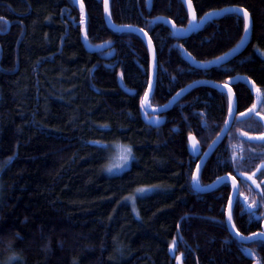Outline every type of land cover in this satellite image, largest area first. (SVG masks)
<instances>
[{
    "label": "trees",
    "instance_id": "1",
    "mask_svg": "<svg viewBox=\"0 0 264 264\" xmlns=\"http://www.w3.org/2000/svg\"><path fill=\"white\" fill-rule=\"evenodd\" d=\"M191 1L198 20L230 7L247 11L252 42L241 56L198 70L184 55L207 63L234 50L245 34L234 13L185 40L159 22L189 25L180 0H110V15L152 41V108L194 82L247 77L255 85L260 109L248 119L240 116L253 108L254 91L233 85L236 120L200 174L203 187L229 174L251 181L264 170V0ZM150 69L148 46L107 25L103 0H0V264H176L179 256L182 264H252L227 228L230 185L205 194L191 185L200 156L188 153V138L204 153L226 123L229 97L195 87L163 115V126L149 127L140 106ZM118 146L134 158L110 175ZM255 221L239 218V232L260 229ZM248 247L264 264V242Z\"/></svg>",
    "mask_w": 264,
    "mask_h": 264
},
{
    "label": "water",
    "instance_id": "2",
    "mask_svg": "<svg viewBox=\"0 0 264 264\" xmlns=\"http://www.w3.org/2000/svg\"><path fill=\"white\" fill-rule=\"evenodd\" d=\"M183 2L186 10L188 11V18H189V25L186 28H180L177 27L174 23H172L170 20H166V19H160L159 22L163 23L165 26H168L171 34H173V37L176 39H181V40H185L190 38V36H192L194 33L196 32H200L208 23H211V21L213 20H219L222 19L223 16L227 15V14H233L231 12H221V11H213L211 13H209V15L207 17H202L200 20H198L197 15H196V11H194V6L191 0H180ZM148 2H150V0H148ZM103 4H104V15L106 18V23L107 25L114 31L119 32V33H124V32H130L133 34H137L139 35L146 46H148V51H149V57H150V75H149V85L147 88V92L145 94V96L143 97L142 101L143 103L140 106V112L142 113V119L144 121V123H146L149 127H153V128H160L161 126H163L166 122H165V117L163 116L164 114H166L167 112H169V110H171L172 106L177 103L179 100H181V97H183L184 95L188 94L189 92H191L195 87H210L213 90H217L221 93H226L227 96L229 97V108L231 107L232 111L228 113L227 117H226V123L222 128L221 133L216 137V139L213 141V143L206 149V151L204 153H202V148L200 143L197 141V139L193 136L188 138V143H189V147H188V153L195 159L198 156H201L199 162L197 163V167L196 170L193 174V180H192V187L194 189V191L197 193H208L210 191H213L215 189L218 188V186H220L223 183H227L230 185H232V191H231V200L233 201V204L231 206V208L229 207V203H228V208H227V212H226V224H227V228L229 229L230 233L232 234V236L237 239L240 243H253L256 240H263L264 241V237H260V236H256V237H251V238H245V237H241L240 235L236 234V229L232 228L231 224L228 223L227 221V217L229 214V211H231V215H232V210H233V205L236 199V193L234 192V188L238 187L236 180L232 179L233 177L231 176H227L224 177L225 179L221 180L218 179L215 183L208 185L207 187H203L200 185V174L202 169L204 168V166L206 165V161L214 154V152L217 150V148L224 142V140L227 138L229 132L231 131L230 129L232 128L234 122H235V118L237 117V108H236V97L234 96V92H233V85H236V83L238 82H242L245 85H249L250 89L254 91L255 85H253V83L246 77H235V79L229 80L227 81V83H225L224 85L222 84H217V83H212V82H208V81H203V82H194L192 83V85L187 86L185 89L181 90V92H179L177 95H175L171 101L160 107V108H152L150 106V98L152 97L153 93H154V88L156 85V81H157V57H155V49L154 46L152 44V41L149 37V35L145 34L142 30L138 29V28H133L130 26H124V27H119L117 25H114L111 19V15H110V0H103ZM242 10V9H241ZM244 10V9H243ZM241 11L239 13H234L237 14L238 16L242 17L243 20H245V17L247 19V22L249 24V31L248 33H245L243 36V40L240 41V43L234 48V50L230 51L228 54L224 55V57L215 59L211 62H198L196 61L192 56L188 55L186 52H184V55L186 56V59L188 61V63L190 64V66H193L194 68L198 69V70H210L213 69V67H221L224 66V64L231 62L233 60H235V58L241 56L243 54V52H245V50L247 49V47L250 45L251 38H252V34H253V30H252V26H253V22L249 16V14ZM195 17V19L193 18ZM87 49H89L90 51H96L95 48H91V46L88 44V42L85 43ZM254 96H255V104L253 106V108L248 111V113L243 114L240 116L241 119H248V117L250 116H254L257 115V113L259 112L260 109V104H261V99L262 96H260V92L259 91H254ZM264 125V117L260 116L259 117ZM262 140H264V137L262 138ZM246 256L254 261L253 255L251 253L250 250H247L246 252ZM181 256H179L177 258L176 264H182L181 262ZM255 264H259V263H255Z\"/></svg>",
    "mask_w": 264,
    "mask_h": 264
},
{
    "label": "flooded vegetation",
    "instance_id": "3",
    "mask_svg": "<svg viewBox=\"0 0 264 264\" xmlns=\"http://www.w3.org/2000/svg\"><path fill=\"white\" fill-rule=\"evenodd\" d=\"M200 158H201V156H200ZM240 172L245 173L244 171H240ZM263 173H264V170H262L261 173L251 181L246 176H242V178L239 180V179H237L236 176L231 175V174L229 175L231 177H235L236 183H237L238 187L240 188V191L243 193V196H239L236 194L237 197L235 199V202L233 205V210H232V220L235 223V229L238 231H239V228H238V219L239 218H244L247 226L252 225L254 220H256L255 222H257V220L262 222V224L259 227L260 229H258L257 231H255L253 233H259V232L264 231V206H261L259 203L261 201V190L264 189V174ZM261 174H262V176H261ZM225 177H227V176H225ZM253 181H255V183H253ZM256 184H259L260 187L257 188ZM228 185H230V183ZM230 189L232 191V185H230ZM230 195H231V192H230ZM244 197L248 198V205H251L252 201H256L257 206H252L250 208L248 205H245L242 207L241 202L243 201ZM250 211L253 213V215L251 216V222H249V212ZM241 237L248 238V237H250V235H244L243 234ZM256 241L264 242L263 240H256ZM254 242L249 243V244H246V243L242 244L241 243L240 246L244 247V253L245 254H246L247 250L251 251L253 258H254V261L249 259L247 256H245L248 261H250L252 264H255V263L262 264V262H260V260H258L256 255L253 253V250H251V248L248 247V246L254 244Z\"/></svg>",
    "mask_w": 264,
    "mask_h": 264
},
{
    "label": "snow or ice",
    "instance_id": "4",
    "mask_svg": "<svg viewBox=\"0 0 264 264\" xmlns=\"http://www.w3.org/2000/svg\"><path fill=\"white\" fill-rule=\"evenodd\" d=\"M219 11H221V12L239 13V12H241L242 10L239 9V8H237V7H230V8H226V9H220ZM243 11L246 13V10H243ZM208 15H209L208 13H205V17H207ZM193 18L195 19V17H193ZM248 31H249V24H248L247 19H246V17H245L244 32H245V33H248ZM241 39L243 40V37H242ZM142 103H143V102H142ZM229 111H230V112L232 111L231 107L229 108ZM127 151H128V154L131 155V149L128 148ZM125 159H127V157H125ZM108 170L111 171V168H109ZM229 175H230V174H229ZM244 175H247V173H244ZM219 179L223 180V179H225V178H224V177H220ZM232 179L234 180L235 177H233ZM253 183H255V181H253ZM256 187L259 188L260 185H259V184H256ZM138 191L142 192L143 189H138ZM234 192H235L237 195H239V196H243V193L240 191V188H239V187H235V188H234ZM259 203H260L261 206H264V189L261 190V201H260ZM232 204H233V201H232L231 198H230V199H229V207H230V208H231ZM245 205H248V198H247V197H244L243 201L241 202V206H242V207L245 206ZM248 206H249L250 208H251L252 206H257V202H256V201H252V204H251V205H248ZM252 215H253V213L250 211V212H249V222H251V216H252ZM227 221H228V223L231 224L232 228H235V223H234L233 220H232L231 211H229V214H228V217H227ZM236 234H237V235H241V236L243 235V234L239 233L238 230L236 231ZM256 236L264 237V231L259 232V233H251L249 238H251V237H256ZM9 246H11V245H9Z\"/></svg>",
    "mask_w": 264,
    "mask_h": 264
},
{
    "label": "rangeland",
    "instance_id": "5",
    "mask_svg": "<svg viewBox=\"0 0 264 264\" xmlns=\"http://www.w3.org/2000/svg\"><path fill=\"white\" fill-rule=\"evenodd\" d=\"M130 148V147H129ZM115 151L109 154V162L107 168H111V171L108 170L107 174L110 175H119L127 170L130 169V165L133 161L134 156H132V149L131 155L128 154V147L118 146L114 148ZM127 157V159H125ZM143 191L139 193V196L146 195L152 193L156 188H142Z\"/></svg>",
    "mask_w": 264,
    "mask_h": 264
}]
</instances>
